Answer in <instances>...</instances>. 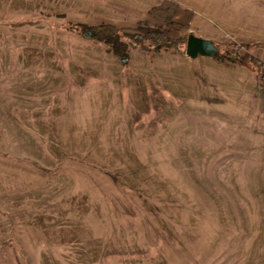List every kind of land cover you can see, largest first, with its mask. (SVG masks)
Wrapping results in <instances>:
<instances>
[{
	"label": "rangeland",
	"instance_id": "obj_1",
	"mask_svg": "<svg viewBox=\"0 0 264 264\" xmlns=\"http://www.w3.org/2000/svg\"><path fill=\"white\" fill-rule=\"evenodd\" d=\"M162 1L0 0V264H258L260 56L230 28L263 0ZM76 23L220 52L124 64Z\"/></svg>",
	"mask_w": 264,
	"mask_h": 264
},
{
	"label": "trees",
	"instance_id": "obj_2",
	"mask_svg": "<svg viewBox=\"0 0 264 264\" xmlns=\"http://www.w3.org/2000/svg\"><path fill=\"white\" fill-rule=\"evenodd\" d=\"M179 6L171 0H163L158 5H154L149 9L151 15L172 23V17L177 12ZM193 12L189 11L187 21L179 23L182 28L188 27V22L192 20ZM68 29L79 34L91 35V37L100 43L108 46V50L119 57L122 63H126L131 50L139 49L142 51H158V50H179L183 46V37H169L165 31L151 30L144 34L123 32L115 25L110 23H99L88 25L85 23H76L68 27ZM264 47V44L258 45ZM220 49L218 48V54ZM261 79L262 76L258 74Z\"/></svg>",
	"mask_w": 264,
	"mask_h": 264
},
{
	"label": "crops",
	"instance_id": "obj_3",
	"mask_svg": "<svg viewBox=\"0 0 264 264\" xmlns=\"http://www.w3.org/2000/svg\"><path fill=\"white\" fill-rule=\"evenodd\" d=\"M261 2L263 4H261L262 7H264V0ZM260 20L264 21V19ZM253 22H258V18L255 17V19L248 21V23H246L245 19H240L238 24H232L233 26H231L230 30L234 31V33L230 37L233 39L234 44H239L241 45V48L249 49V51L260 56L261 58H264V47L258 46L264 44V27L262 25V27H258V25H254ZM232 47L231 49L234 48ZM230 65L234 66L232 68H235L236 65L241 64L237 62H231ZM257 74L258 73L255 71L256 80L259 82L260 78ZM258 109L261 110V115L259 117L262 122V127L258 128V136H261L264 141V95H262L261 100L258 99ZM258 148L260 149V146H258ZM262 162H264V158ZM260 165L264 166L263 163ZM258 247L264 251V177H262L261 184L258 187ZM258 264H264V253L258 257Z\"/></svg>",
	"mask_w": 264,
	"mask_h": 264
},
{
	"label": "water",
	"instance_id": "obj_4",
	"mask_svg": "<svg viewBox=\"0 0 264 264\" xmlns=\"http://www.w3.org/2000/svg\"><path fill=\"white\" fill-rule=\"evenodd\" d=\"M185 54L190 58L197 55L213 57L217 56L218 48L212 40L189 33L185 43Z\"/></svg>",
	"mask_w": 264,
	"mask_h": 264
},
{
	"label": "built area",
	"instance_id": "obj_5",
	"mask_svg": "<svg viewBox=\"0 0 264 264\" xmlns=\"http://www.w3.org/2000/svg\"><path fill=\"white\" fill-rule=\"evenodd\" d=\"M254 66L258 70V74L262 76L258 82V87L260 90L264 91V58L258 57L254 61Z\"/></svg>",
	"mask_w": 264,
	"mask_h": 264
}]
</instances>
